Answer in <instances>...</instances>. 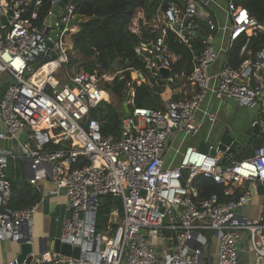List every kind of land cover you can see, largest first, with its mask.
<instances>
[{"label":"built area","instance_id":"2783aa9c","mask_svg":"<svg viewBox=\"0 0 264 264\" xmlns=\"http://www.w3.org/2000/svg\"><path fill=\"white\" fill-rule=\"evenodd\" d=\"M58 1H53L42 20V0H0V90L4 88L0 96V243H33L31 222L40 202L31 208L10 207L9 161L21 158L29 163L31 185L39 188L42 181H51L50 194L65 195L69 217L60 241L83 253L76 259L52 251L33 252L29 264H201L202 257L205 264L210 236L217 241V264H242L239 254L244 238L264 264V215L255 221L239 212L254 199L250 186L264 187V146L255 149L253 157L238 161L218 145H211L208 152L188 145L184 152L177 151L181 156L177 166L174 161L166 164L172 137H195L204 120L212 124L218 120V112L202 109L207 99L229 98L245 107H258L264 123V47L255 58L249 48L250 36L264 34V24L235 0H223L224 4L179 0L167 2L166 7L162 3L154 30L158 40L151 48L144 45L136 51L140 57L144 52L152 55L146 85L162 90L165 109L136 107L135 88L128 83L123 96L129 98V116L116 137L104 134L105 123L93 118L92 112L111 103L106 86L121 73L113 68L111 75L102 63L96 64L94 72L68 68L74 54L72 37L79 25L74 22L72 0L54 15ZM54 17L57 21L51 22L46 33V21ZM53 31L58 32L52 49L56 56L45 61L50 57ZM169 33L190 50V75L185 70L174 72L166 53ZM244 35L247 39L240 55L246 59L232 68L228 57ZM221 58L223 67L212 72ZM163 69L168 76L162 74ZM43 70L48 78L34 80ZM177 92L189 96L176 100ZM24 130L28 135L21 145ZM8 141L21 151L5 149ZM80 157L88 164L74 168ZM198 176L229 186L224 195L231 200L223 202L213 195L197 201L193 181ZM242 188L245 192L236 198L234 189ZM102 195L118 196L123 202L124 217L113 236L96 231ZM8 264L28 263L15 259Z\"/></svg>","mask_w":264,"mask_h":264},{"label":"trees","instance_id":"16d2710c","mask_svg":"<svg viewBox=\"0 0 264 264\" xmlns=\"http://www.w3.org/2000/svg\"><path fill=\"white\" fill-rule=\"evenodd\" d=\"M43 5L40 18L43 20L52 9L54 0H42ZM179 0H72L74 6V22L79 25V32L72 37L73 50L77 54L76 59L71 55L69 69L79 67L78 71L94 72L96 64L102 63L104 69L111 71L113 68L124 70L114 81L106 86L113 103H103L99 109L92 112V117L100 119L104 124V134L119 136L122 121L124 119L123 90L128 83L135 88V106L139 108H151L164 110L165 104L160 96L161 89H150L146 85L149 78L146 63L136 49L149 46L158 40V32H154L158 26L157 10L167 2ZM235 4L244 7L249 14L264 24V0H235ZM249 48L252 57L258 54L264 47V34L251 35ZM247 36H242L234 45L228 57L229 66L237 68L245 59L240 52ZM197 45L202 42L196 41ZM166 53L172 60L173 70H185L187 75L192 72V55L190 50L180 45L172 33L165 37ZM201 46V45H200ZM224 65V58L217 64V71ZM4 88L0 90V96ZM174 99L180 96L174 95ZM118 101V102H117ZM114 102H117L114 105ZM264 146V132L256 139L252 147H247L242 154H235V160H243L254 156V150ZM59 149L61 146H53ZM23 159H10L7 170L8 179L12 184L13 197L10 207L15 209L31 208L41 202L43 194L31 185L26 176ZM88 164L84 157H80L74 168H81ZM187 173L185 177L187 178ZM193 187L199 194L197 201H205L213 195H217L223 202L230 201V197L224 195L226 187L217 185L212 179L198 176L193 181ZM245 189H234V196L238 198ZM123 202L121 197L114 195H102L99 197V210L96 221L98 234L113 236L119 222L123 220Z\"/></svg>","mask_w":264,"mask_h":264},{"label":"crops","instance_id":"0c3cea01","mask_svg":"<svg viewBox=\"0 0 264 264\" xmlns=\"http://www.w3.org/2000/svg\"><path fill=\"white\" fill-rule=\"evenodd\" d=\"M218 64V63H217ZM217 64L211 67L212 72H217ZM177 96H180V98H186L189 96L188 93L184 92H177ZM225 100L228 102L226 103ZM231 102H235L237 104L236 107H245L242 106L239 102H237L234 99L229 98H223L222 100H209L207 99L202 104V109L208 110L210 112H218V120L212 124L210 123V126L208 127V134L206 138H203L201 136V133L204 132V126L206 124V120L203 121V124L201 126V129L199 133L195 137H185L181 141V144L176 149L174 157L169 160V154L170 151L173 149V146L181 136L177 137V139L173 138V141H170V149L168 151L167 157H166V164L169 165L172 161H174L175 166L177 161H181V156L177 155V151L181 150V152H184L186 147L188 145L198 148L201 141H204L206 143H209V139L211 135H214L218 139L219 143V137L223 133V131L229 127L233 133H239L241 131L247 130L248 128L255 125L256 122H259V126L261 127L262 133L264 132V123L261 122V114L259 112V115L252 119L249 122L245 121H221L219 118L221 107H232ZM211 107H215L211 111ZM198 121L202 120V117L200 115L197 116ZM261 136V135H260ZM258 139V138H257ZM256 141V140H255ZM188 145H187V144ZM255 143V142H254ZM253 143V144H254ZM6 144H11L12 142H6ZM252 144V145H253ZM11 146L10 149H15L13 146ZM212 145V144H210ZM250 145V147H252ZM19 148L20 146L17 145ZM213 146V145H212ZM249 147L247 144H245L242 148V150L238 154H242L243 150L245 148ZM21 149V148H20ZM16 150V149H15ZM17 151V150H16ZM21 160V158H20ZM25 160V159H23ZM26 161V160H25ZM26 174L28 178V168H27V161H26ZM54 185L51 181H42L39 185V190L43 194V198L41 202L38 205V208L36 212L33 215V219L31 222L32 225V237L35 243V250L34 252H39V240L41 239H48V247L50 246L51 242L55 241L56 239H60L64 222L69 217V212L67 210V199L65 195L60 196H52L50 194V191L53 189ZM243 189V188H242ZM259 197V196H258ZM246 213L251 212L253 219L256 221L261 214H263V198H254L252 203L245 209H243ZM254 213V214H253ZM210 246L208 247L205 255V264H217V256H218V245L217 241L214 239V237L210 236ZM19 254V245L17 243H12L10 241H4L0 243V264H8L12 261H14ZM240 261L242 264H257V257L255 256L254 252L250 248V245L246 238L242 239L240 241Z\"/></svg>","mask_w":264,"mask_h":264},{"label":"water","instance_id":"95a60500","mask_svg":"<svg viewBox=\"0 0 264 264\" xmlns=\"http://www.w3.org/2000/svg\"><path fill=\"white\" fill-rule=\"evenodd\" d=\"M69 0H60L58 1V4L55 7L54 15L57 16L60 12H62L64 9H66L69 5ZM64 16V13H62L61 17ZM57 21V18L54 17L52 20L48 19L46 21V33H49L50 31V24L51 22L55 23ZM3 22L7 24L6 18H3ZM62 29V27H61ZM57 31H53L50 33V37L52 41L49 42V48H50V57L45 58V61L53 58L56 56V52L52 51L54 47V42L57 41ZM151 48V46H149ZM155 53L158 55V51L155 50ZM39 66V63H36L34 65V68L37 69ZM162 74L165 76H168L169 73L167 70H162ZM112 73H114V69L112 70ZM129 98H127L123 104L124 106V118L127 119L129 116V106H128ZM262 131L261 127L258 124H255L254 126L248 128L247 130L241 131L239 133H233L229 127H227L223 133L219 137V143L218 146L222 151L228 150V154H238L243 146L247 144L248 146L252 145L257 138L260 137ZM28 135V130H24L22 135L19 138V143L21 145L25 144L26 137ZM211 145L209 143H206L204 141H201L198 147V150L201 152H208L210 150ZM213 154L215 153V149L211 151ZM27 168L29 170V163L27 162ZM28 173V171H27ZM28 179H30V175L28 174ZM250 192L254 197L259 196L263 198V215H264V187L262 185H258L257 187L254 185H251L249 188ZM175 210H178V207H174ZM96 215V221H97ZM19 254L17 256V261L19 263H22L24 260H27V263L29 264L31 262V257H29L35 250V243L33 240L32 244H26V243H19ZM39 252L43 251H52L56 253H60L64 256L73 257L76 259H79L83 256L82 251L80 248H72L70 245L62 244L60 239H56L55 241L51 242L50 246L48 247V239H41L39 240ZM101 250H104V245H100ZM201 264H204V257H202ZM257 264H263L262 258H257Z\"/></svg>","mask_w":264,"mask_h":264},{"label":"rangeland","instance_id":"374dc122","mask_svg":"<svg viewBox=\"0 0 264 264\" xmlns=\"http://www.w3.org/2000/svg\"><path fill=\"white\" fill-rule=\"evenodd\" d=\"M220 3H222V4H224V1L223 0H218ZM217 13H218V11H217ZM219 14V13H218ZM219 43V40H217V44ZM72 55H74V59H76V58H78L77 57V54L76 53H74V54H72ZM141 59H143L144 61H145V63H146V67H147V70L149 71V69H150V67H151V65H152V62H153V57H152V55L151 54H149L148 52H144V56L143 57H141ZM78 69H81V68H79L78 66L77 67H74L71 71L72 72H76ZM113 70V69H112ZM112 70H111V72H112ZM119 72L121 73V74H123V72H124V70L122 71L121 69L119 70ZM112 74H114V73H112ZM120 74V75H121ZM180 99H182V98H180ZM111 101V103H113V100H110ZM118 102V101H117ZM117 102H114V105H116L117 104ZM225 102L227 103L228 101L227 100H225ZM231 104H232V107H221V112H220V115H219V119L221 120V121H234V120H237V121H245V122H249V121H251L252 119H255L258 115H259V112H260V110H259V108L258 107H253V108H251V107H236L237 106V104L235 103V102H231ZM215 107H211V111L214 109ZM261 114V113H260ZM201 116V115H200ZM206 121H208V120H206ZM210 126V123H209V121L208 122H206V124H205V130H204V132L203 133H201V136L203 137V138H206L207 137V134H208V127ZM173 138L174 137H172L171 139H170V141L172 142L173 141ZM183 138H184V134H181V136L179 137V139L177 140V142L175 143V145L173 146V149L170 151V154H169V160H171L173 157H174V155H175V152H176V149L179 147V145L181 144V141L183 140ZM209 139V142H210V144H212L213 146H217L218 145V139H217V137L216 136H214V135H211V137L210 138H208ZM8 142H10V141H8ZM187 144V143H186ZM12 145H13V143H12ZM11 144H6V145H4V148L5 149H10L11 148V146H12ZM188 145V144H187ZM16 150H17V152H20L21 151V149L15 144L14 146H13ZM179 164V161H177V163H176V166ZM23 166H24V169L26 168V161L24 160L23 161ZM23 176H26L27 177V174H26V169H25V171H23ZM255 198V197H254ZM256 198H259L258 196H256ZM244 210H240L239 212H240V214L241 215H246V216H248L250 219H252V220H254L253 218V216H252V213L251 212H249V213H246V211L245 212H243ZM254 214V213H253ZM104 234V233H103ZM153 242L155 243V244H157V245H160V243H161V241L160 240H158V239H154L153 240Z\"/></svg>","mask_w":264,"mask_h":264},{"label":"bare ground","instance_id":"6f19581e","mask_svg":"<svg viewBox=\"0 0 264 264\" xmlns=\"http://www.w3.org/2000/svg\"><path fill=\"white\" fill-rule=\"evenodd\" d=\"M112 75V73H111ZM48 78L47 73H45V71L43 70L42 72H39L36 74V76L34 77V80L43 82L44 80H46Z\"/></svg>","mask_w":264,"mask_h":264}]
</instances>
